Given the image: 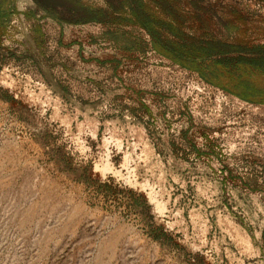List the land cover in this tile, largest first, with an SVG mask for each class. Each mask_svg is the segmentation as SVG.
<instances>
[{"label":"rangeland","instance_id":"rangeland-1","mask_svg":"<svg viewBox=\"0 0 264 264\" xmlns=\"http://www.w3.org/2000/svg\"><path fill=\"white\" fill-rule=\"evenodd\" d=\"M40 1L0 0V264H264V105L136 26L81 20L104 0ZM193 3L217 38L264 44V0ZM90 169L143 193L167 237L91 204Z\"/></svg>","mask_w":264,"mask_h":264},{"label":"trees","instance_id":"trees-1","mask_svg":"<svg viewBox=\"0 0 264 264\" xmlns=\"http://www.w3.org/2000/svg\"><path fill=\"white\" fill-rule=\"evenodd\" d=\"M40 4V0H34ZM106 8L82 9L84 21L136 26L149 37V45L174 64L198 74L205 83L256 105H264V44L238 39L226 41L212 35L196 4L187 8L180 0H104ZM56 17L55 12H48ZM9 14L0 6V35ZM132 47H127L130 49ZM88 191L91 204L116 210L141 224L153 240L167 237L155 225L143 193L101 181L91 169L76 176ZM264 240V231L262 233Z\"/></svg>","mask_w":264,"mask_h":264}]
</instances>
